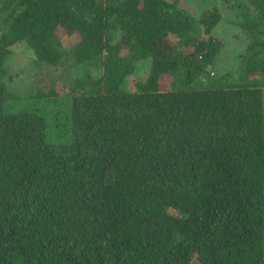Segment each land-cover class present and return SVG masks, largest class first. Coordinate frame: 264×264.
I'll return each instance as SVG.
<instances>
[{
  "label": "trees",
  "instance_id": "trees-1",
  "mask_svg": "<svg viewBox=\"0 0 264 264\" xmlns=\"http://www.w3.org/2000/svg\"><path fill=\"white\" fill-rule=\"evenodd\" d=\"M213 1L0 0V264H264V0Z\"/></svg>",
  "mask_w": 264,
  "mask_h": 264
},
{
  "label": "rangeland",
  "instance_id": "rangeland-1",
  "mask_svg": "<svg viewBox=\"0 0 264 264\" xmlns=\"http://www.w3.org/2000/svg\"><path fill=\"white\" fill-rule=\"evenodd\" d=\"M182 3L189 8L194 14H198L207 6H211L213 0H181ZM215 2V0L213 1ZM215 34L219 36L224 41V49L222 53L216 59V68L219 75L228 74L230 71H236L239 68L240 64V53L244 49L246 37L240 31L239 28L235 27L231 23H221L215 29ZM75 43V37H64L62 39V44L65 48L72 46ZM12 49V58L9 62V68L16 72L19 68L26 67V64L31 60L32 53L28 50V48L23 43H18L11 47ZM241 51V52H240ZM146 67L144 62L139 64V68L136 74L133 76L134 78H140L143 75V71ZM60 68L64 69V67L60 66ZM61 70H57L55 75H59L60 79H56V83H53L56 88H62L63 84L66 82L63 78L67 77L69 80L73 77L81 76L85 73V68L82 65H70L68 69H64L65 71L61 72ZM240 70V69H239ZM237 74V73H236ZM11 86L20 82L19 77L14 76L11 79ZM63 83V84H62ZM66 85V84H65ZM177 85V84H176ZM126 88L132 89V82L129 81L125 84ZM48 88V86H47ZM67 88L64 86L62 91H66ZM61 91V89H60Z\"/></svg>",
  "mask_w": 264,
  "mask_h": 264
}]
</instances>
